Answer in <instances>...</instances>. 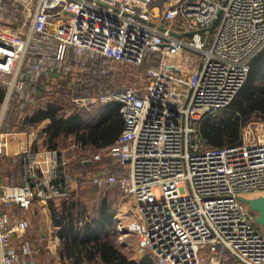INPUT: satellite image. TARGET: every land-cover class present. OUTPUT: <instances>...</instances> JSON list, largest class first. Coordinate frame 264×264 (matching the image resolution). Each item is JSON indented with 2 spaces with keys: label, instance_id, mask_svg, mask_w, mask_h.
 <instances>
[{
  "label": "built area",
  "instance_id": "2783aa9c",
  "mask_svg": "<svg viewBox=\"0 0 264 264\" xmlns=\"http://www.w3.org/2000/svg\"><path fill=\"white\" fill-rule=\"evenodd\" d=\"M263 48L264 0H0V161L21 162L0 171V264H34L23 214L70 198L72 158L100 194L129 201L113 220L122 249L264 264V231L240 200L264 195V119L223 148H205L198 123L231 104ZM124 66L139 81L119 83ZM46 94L65 117L119 103L123 131L98 149L46 147V126L19 128Z\"/></svg>",
  "mask_w": 264,
  "mask_h": 264
},
{
  "label": "trees",
  "instance_id": "16d2710c",
  "mask_svg": "<svg viewBox=\"0 0 264 264\" xmlns=\"http://www.w3.org/2000/svg\"><path fill=\"white\" fill-rule=\"evenodd\" d=\"M262 81L264 48L251 59L248 79L233 102L225 109L208 114L198 121L205 148L237 145L241 142L243 127L254 115L264 119V89L259 85ZM4 96V90L0 89V106ZM59 102L56 99L47 109H38L19 128L35 127L40 122L49 120L44 130V143L49 148H57L61 140L71 136L73 141L82 143L84 147L98 149L114 143L123 131L124 119L119 103H108L94 111L83 109L73 113L70 118L63 119L58 115ZM223 116L225 118H219ZM76 170L83 173L81 178H85L90 167L78 166ZM72 195L71 193L70 196ZM111 196L109 193L103 194L91 220H83L84 227L80 229L82 233L76 231L80 220L72 211L76 203L68 205L70 198L61 201L58 223L60 227L66 226L65 229L61 227L62 231L58 233L63 246L65 245L62 256L73 260L74 264H85L86 261L90 264H156L151 256H145L140 261L128 258L112 241L105 240L104 232L113 224L117 213L116 202Z\"/></svg>",
  "mask_w": 264,
  "mask_h": 264
},
{
  "label": "rangeland",
  "instance_id": "374dc122",
  "mask_svg": "<svg viewBox=\"0 0 264 264\" xmlns=\"http://www.w3.org/2000/svg\"><path fill=\"white\" fill-rule=\"evenodd\" d=\"M123 72L121 76L117 77V80L120 81L119 83H124L126 85H132L134 82L139 81V77H140L138 74L139 72L135 67L124 66ZM259 85L261 86L262 89H264V81L260 82ZM55 102H56V99H54L52 95H49V94L44 95V97L41 98V100L38 103H36L29 109V117L30 115H33L38 109H47L52 103H55ZM59 109L60 108L58 107V115L63 119H68L73 115L72 113L70 116L65 117L67 116L66 113L59 112ZM219 118H225V117L223 116ZM259 119H261L260 116L254 115L248 122L259 120ZM48 122L49 120H44L40 122V124L41 126H46ZM242 132H243V129H242ZM75 143H80V142L73 141V137L67 136L66 139L61 140L60 146L58 147L67 148V147L73 146V144ZM88 148L89 147H84V146L82 147V149H88ZM79 151L81 150L75 149L72 152L73 154L76 155ZM75 159L76 158H72V162H71L72 164L69 167L70 169L69 171L72 175V180H73L72 187H71V193L73 195L70 196V199L67 201V203L68 205H71L73 202L76 203L75 206H73L72 211L76 217L80 218V220L77 222V225H76L77 227L76 231H78L79 233H82V230L80 229L84 227L83 220H91V217L93 216L94 211L97 210L99 207V203L101 202L100 200L103 196V193L100 194L99 190L96 187L91 186V184L87 182L85 178H81L82 172L76 170V167H78V161H75ZM14 166H16L15 171L17 172L21 166L20 160L18 162L14 158H3L0 161V171L4 175H6L5 172H11ZM109 194H112L111 199H113V201L116 202L115 209L117 211L118 210L124 211L125 208L129 206L130 204L129 201H127V199L122 196V193L118 189L112 190L111 192H109ZM117 196H119V198H117ZM250 197L253 198L255 196H250ZM41 204H44L43 212L42 210H40L41 207H39L38 211H34L32 213L26 212L23 214V216L27 214V216H29L31 220L32 227L29 230V234L34 231L35 227L38 228V226H42L43 229L46 228L47 225L48 227H53V229H55L54 230L55 234H58L59 231H62L63 228L65 229L66 228L65 225H63V227L61 226L62 227L61 229L58 223V214H60L59 211H61L60 210L61 202H57L54 204L53 203H41ZM45 204L47 206H45ZM77 213H80V214L78 215ZM43 214H46L47 216L44 217ZM258 227L260 230L264 231V227L260 225H258ZM48 231L49 230H46V232ZM51 235L53 236V234ZM104 236H105V240L112 241L115 244V246L125 256H127L128 258L140 261V259L138 258L139 257L138 253H136L135 251L131 252L128 250H124L120 247L119 245L120 242L118 241V232L116 231V226L114 224H111L110 226L107 227V229L104 232ZM61 244H62V241H61ZM60 246L62 249H53V253L55 254V256L59 257L60 252L62 253V250L65 248V245L62 246L60 245V242H58L56 247H60ZM68 264H74V261L68 258ZM85 264H90V263L86 261ZM222 264H241V263L239 261H236L235 259H231V261H224Z\"/></svg>",
  "mask_w": 264,
  "mask_h": 264
},
{
  "label": "crops",
  "instance_id": "0c3cea01",
  "mask_svg": "<svg viewBox=\"0 0 264 264\" xmlns=\"http://www.w3.org/2000/svg\"><path fill=\"white\" fill-rule=\"evenodd\" d=\"M39 207H41L40 210L43 212L44 204H40ZM43 216L45 217L47 215L43 214ZM46 230L49 231L46 232ZM54 230L55 229H53V227H48L47 225L44 229L42 226H38V228H34L32 233L29 234L28 232V236L31 237L33 241V248L36 252V255L34 256V264H68V258L66 256H62L61 252L59 257L55 256L53 253V249H62L61 246L56 247L58 242H60V245L63 246V244H61L62 240H59V235L55 234ZM51 234H53V236ZM138 254L139 259H141V256L142 258L145 256H151L155 261L154 257L150 254Z\"/></svg>",
  "mask_w": 264,
  "mask_h": 264
},
{
  "label": "water",
  "instance_id": "95a60500",
  "mask_svg": "<svg viewBox=\"0 0 264 264\" xmlns=\"http://www.w3.org/2000/svg\"><path fill=\"white\" fill-rule=\"evenodd\" d=\"M218 21L214 23L211 27L208 28V31H212L217 25ZM189 36L192 34L189 33ZM240 200L245 203L251 211L256 214L255 221L258 225L264 227V195L253 197V198H244L241 197Z\"/></svg>",
  "mask_w": 264,
  "mask_h": 264
}]
</instances>
